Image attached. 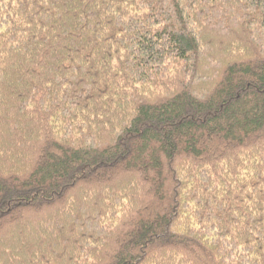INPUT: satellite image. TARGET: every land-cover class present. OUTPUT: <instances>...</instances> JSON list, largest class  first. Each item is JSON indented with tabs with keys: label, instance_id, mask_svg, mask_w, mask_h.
<instances>
[{
	"label": "trees",
	"instance_id": "trees-1",
	"mask_svg": "<svg viewBox=\"0 0 264 264\" xmlns=\"http://www.w3.org/2000/svg\"><path fill=\"white\" fill-rule=\"evenodd\" d=\"M0 264H264V0H0Z\"/></svg>",
	"mask_w": 264,
	"mask_h": 264
}]
</instances>
